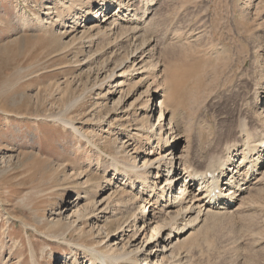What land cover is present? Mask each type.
<instances>
[{
    "label": "rangeland",
    "instance_id": "1",
    "mask_svg": "<svg viewBox=\"0 0 264 264\" xmlns=\"http://www.w3.org/2000/svg\"><path fill=\"white\" fill-rule=\"evenodd\" d=\"M64 3L69 2L0 0V264H63L71 243L81 242L79 232L70 235L78 221L58 239L54 234L76 216L85 218L81 226L96 244L104 240L127 252L144 244L143 235L134 239L127 226L133 210L119 212L129 205L131 189L121 197L126 179L115 182L113 169L126 159L142 165L150 150L145 127L154 123L158 133V118L178 128L171 137L177 154L189 140L193 166L200 169L206 160L200 156L221 154L239 138L242 120L264 134V0L153 1L152 28L137 42L150 41L156 72L172 89L167 111L160 116L157 100L144 125L138 121L145 112L139 108L143 96L138 100L146 89L141 76L122 87L100 84L135 48L131 40H119L124 34L116 31L84 42L81 37L90 36L87 29L103 15L92 18L87 6L70 11ZM56 12L62 13L58 21ZM128 65L116 69L115 81L123 80ZM130 131L137 139L126 137ZM255 189L240 214L211 217L193 235L182 233L175 264H264V185L262 192ZM60 218L67 226H52ZM141 262L154 264L142 257Z\"/></svg>",
    "mask_w": 264,
    "mask_h": 264
},
{
    "label": "bare ground",
    "instance_id": "2",
    "mask_svg": "<svg viewBox=\"0 0 264 264\" xmlns=\"http://www.w3.org/2000/svg\"><path fill=\"white\" fill-rule=\"evenodd\" d=\"M67 1L69 2L68 5L64 4L67 6L66 9L68 8L70 11L79 5L80 7L82 6V9L84 6H87L88 15H92V18L98 15L101 17L103 15L100 21L96 22L95 20L90 28L87 29L91 32L90 36L81 37L82 40L85 39L84 42H91V40H94V36H97L98 39L111 38L110 36H113V34H116L115 32L118 31L119 34H124L119 40L123 37H127L129 41L131 40V46L135 47L132 52L126 50V58L123 63L111 69L106 74L104 81L102 80L100 84L122 87L126 81H134L141 76L139 80L142 79V82L146 84V89L143 90L140 97H138L139 100L143 96L139 108H143V111H145L144 115L138 118L139 124L142 123L144 125L150 122L151 114L157 106V100H159L157 101L159 102L158 108L160 116H162L164 114L163 112L167 111L165 102L167 99H170L169 92L172 87L167 85V77L161 79L162 76L156 72L159 61L155 62V54L150 53L147 49L150 41L146 43L144 39V41L141 43L139 42V44L137 42L139 37L144 36V32L146 33L147 29L149 30L147 26L150 25V21L155 19L154 15L149 17L150 7L154 0ZM93 6H99L100 8L96 11ZM100 9L104 11L105 14H102L103 12L100 14ZM94 12H98L97 15L94 14ZM55 14L57 15H55L57 17L56 20L58 21L62 13L56 12ZM76 14L75 18L77 20L79 16ZM111 18L113 19L111 20ZM41 22L42 19L40 18V23ZM151 28L152 27H150V29ZM187 37H189V35ZM187 37L184 38L187 40ZM191 37L194 38L193 35ZM119 40L118 43L117 41L116 43L114 42L116 46L120 45ZM173 40L176 41V39ZM188 40L190 41V39ZM151 42H154V39H151ZM176 42L178 43V41ZM179 42L181 41L179 40ZM116 49H120V47H116ZM128 62L129 65L120 75L123 77V80L115 81L116 69L124 64L126 66ZM111 82H114V84H111ZM120 92H123V88H120ZM258 93L259 92L255 95V99L260 101L261 93ZM155 94H159L158 99L154 97ZM171 122L172 121L163 125L164 123L162 124L158 118V133L154 130V123H150V125L147 124L149 127H145L144 131L147 134L146 142L149 144L148 149L150 148V150L148 153H145V159L142 165H136L135 162L134 164L130 162L127 163V159H124V162L120 159L121 161L118 164V161L115 159L117 162L114 164L113 180L116 179L115 182L120 183L126 179L123 181V188L120 189L121 197L123 198L126 192H128L126 191V187H130L131 189V192L128 193L131 197L129 205L127 208H118L120 210L119 212H122L121 214H128L133 210L134 218L131 224L128 223L127 226L133 228L131 236H135L134 239L137 235H143L144 244L137 245L134 252H127L125 249L119 250L116 247H112L110 243L104 242V240L96 244L95 240L91 239L81 226L85 218L76 216L75 220L69 221L68 226L65 224L64 220L60 218L56 220V222H53V224L51 223L52 226H67V228L64 231L58 230L54 236L57 238L60 235H64L71 225L78 221L77 225L70 231V235L73 236L75 232H79L81 241L71 243V257L66 259L63 264H87V262L89 264H128L130 261L132 264H142V262L140 263L141 257L148 262L153 261L154 264H175V248L181 240L180 235L182 233L191 230V232H189L193 235V233L201 229L211 217H227L228 215L240 214V211H242V204L246 201H251L253 190L257 187L255 191L262 192L261 189H263L264 185V134L262 135L252 131L245 121L242 120L237 132L239 138L231 145H227L226 149L221 154L217 153L200 156V159L206 158L203 168L200 169L193 166V160L190 154V143L188 144L189 140H187L185 149L182 150L184 152L177 154L176 146L172 144L171 137L175 131H178V128L172 125ZM67 123L77 130L71 122ZM139 124L137 123L135 124L136 126L134 125L135 130H138L137 132H141L142 130L140 127L141 124ZM176 133L180 134V131ZM152 136L153 141H151ZM180 136L181 135H179V137ZM126 137H130L131 140L137 139V137H133L131 131ZM154 141L156 145L153 144ZM133 149H135L133 152H139L136 145ZM119 150L118 152H121ZM149 154L154 156V158L151 159V157H148ZM128 156L132 160L137 159V155L129 153ZM121 177L123 179H121ZM107 182L110 184L112 179ZM94 187H98V184H95ZM116 187H118V185H116ZM245 193L249 195L246 196ZM73 194H77V192ZM141 198H143V202L140 203L141 206L135 209V204L140 202ZM74 202V206H76L78 201ZM154 203L156 204L154 205ZM107 208L108 207H105V210ZM80 211L81 209L76 212L78 213ZM95 218L99 220V217ZM121 226L122 225L119 224V227ZM148 230H151L149 238ZM190 233L189 235H191ZM78 251L84 254L82 257L83 259L85 258V261L79 259ZM153 258H155V260H152ZM165 259L169 261L164 262Z\"/></svg>",
    "mask_w": 264,
    "mask_h": 264
}]
</instances>
